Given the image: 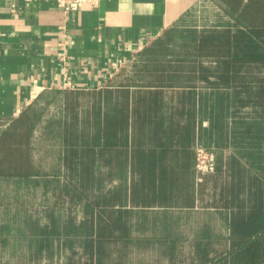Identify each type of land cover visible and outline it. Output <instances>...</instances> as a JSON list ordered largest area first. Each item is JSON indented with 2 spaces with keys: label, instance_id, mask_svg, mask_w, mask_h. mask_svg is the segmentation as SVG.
I'll list each match as a JSON object with an SVG mask.
<instances>
[{
  "label": "trees",
  "instance_id": "1",
  "mask_svg": "<svg viewBox=\"0 0 264 264\" xmlns=\"http://www.w3.org/2000/svg\"><path fill=\"white\" fill-rule=\"evenodd\" d=\"M214 1L225 19L201 29L169 28L142 51L129 82L107 90L105 97L117 99L111 105L114 114L105 117L104 133L91 136L89 113L77 132L73 124L67 127L71 149L74 141L80 146L76 155L83 179L77 190L86 207L81 224L70 223L63 231L77 234L84 257L68 264H125L111 258L108 246L141 241L121 207L128 198L126 182L101 195V202L91 198V148L102 140L127 145L121 135L129 127L147 131L149 142L163 148L148 154L140 167L132 203L229 211L227 236L205 231L202 237L211 240L196 239L188 251L178 232L157 236L168 264H264V0ZM165 97H178V105L168 111ZM197 110L210 120L206 141L201 132L196 138ZM31 135L25 115L0 135V177L38 173ZM197 143L210 148L231 144L236 153L226 159L220 154L214 171L199 172L197 179L190 161ZM176 145L190 148H172ZM123 153L113 165L121 174ZM51 220L50 229L36 232L58 237L60 218L52 213ZM77 241L72 238V246Z\"/></svg>",
  "mask_w": 264,
  "mask_h": 264
},
{
  "label": "crops",
  "instance_id": "2",
  "mask_svg": "<svg viewBox=\"0 0 264 264\" xmlns=\"http://www.w3.org/2000/svg\"><path fill=\"white\" fill-rule=\"evenodd\" d=\"M222 18L226 16L214 0H103L98 6L83 3L70 12L63 11L55 0H0V135L25 115L32 128V157L38 171L27 178L0 177V187L8 181L18 182L19 191L23 187L30 188L28 192L39 199L37 205L27 207L29 213L38 215H30L32 220L28 222L31 225H28L31 230L27 235L28 264H44L38 260L52 257L55 251L60 261L57 264L84 259L77 234L63 232L65 226L72 223L77 227L84 219H76L70 214L73 207L83 203L82 194L77 190V183L82 181L83 175L77 159L79 155H76L80 146L74 141L71 149V141L66 138V135L70 136L67 127L73 124L74 132H77L89 113L91 136L104 133L105 117L114 114L111 105L117 99L105 97V94L107 90L129 82L134 64L144 49L171 27L201 29ZM57 91L64 94L63 105L57 115L49 117L59 123L57 146L60 158L51 165V170L50 167L46 169L44 162L35 160V136L40 134L43 143L51 132L40 124V116L35 118L34 109L44 94ZM165 100L170 107L168 111L178 105V97H165ZM200 114L197 110L195 134L198 139L201 132L206 141L210 136V120ZM121 136L128 140L127 145H113L102 140L91 148L93 201L99 199L101 202V195H109L120 182H126L128 198L121 207L129 217L148 211L208 214L221 223H214L210 218L202 224L196 222L194 229L199 232L189 245L196 239L204 243L210 241L202 237L205 231L228 235L229 211L226 209L199 206L166 208L132 203L130 197L136 193L132 191V182L140 174V167L148 154L162 153L163 148L150 143L148 132L138 130V127H129ZM177 147L183 148L177 145L172 148ZM186 148L188 146L183 149ZM120 150L124 151L122 174L113 167ZM191 150L190 161L198 179L196 153L192 147ZM214 150L216 162L220 154L226 159V156L236 153L234 147L227 143ZM69 157H72L71 162ZM226 180L229 182V178ZM52 213L62 215L58 225L62 232L58 237L38 234V229L51 228ZM40 215H46L48 219L43 220ZM4 225L0 227V243L9 245L12 236H17L15 230L18 225L13 221ZM72 238L77 241L73 246ZM0 264L12 263L0 259Z\"/></svg>",
  "mask_w": 264,
  "mask_h": 264
},
{
  "label": "rangeland",
  "instance_id": "3",
  "mask_svg": "<svg viewBox=\"0 0 264 264\" xmlns=\"http://www.w3.org/2000/svg\"><path fill=\"white\" fill-rule=\"evenodd\" d=\"M42 97L43 98L40 99L37 107L34 109V115L35 118L38 116L41 117L40 124L42 126L44 125L45 129L49 130L51 133H49L43 143L40 134L35 136L37 139L35 142L37 147H35L37 150V154L35 153V160L40 163L44 162L47 165L46 169H49L48 167H50L52 170L53 166L51 165L58 162L60 158L57 146L60 134L58 133V120L56 121L49 116L57 115L61 110V106L63 105L62 97H64V94L59 91L49 92ZM212 149L214 150L213 147ZM18 187V182L14 183L10 181L3 183L2 187H0V227H4L5 223L12 221L14 225L15 223L18 225L15 230L17 236H12L9 245L0 243V259L12 264H28L27 235L31 230L28 228V225L31 227L28 222L32 220V216L30 215H35L34 217H38V215L35 213H29L27 207L28 205L34 207L37 205L36 203L39 199H37L35 197L36 195L34 196L33 193L28 192V189L30 190V188L23 187L21 188L22 190L19 191ZM31 190L37 191L32 188ZM70 214L76 219L85 217L86 207L84 202L78 204L75 208L73 207ZM57 215L59 218L62 216L60 214ZM40 217H43V220H46V218L48 219V216L46 215H40ZM208 219L214 223H221V221L215 220V217L208 214L188 211H176L170 213L148 211L134 213L129 217V224L134 237L136 239L140 238L141 241H133L127 246H124L122 243H114L108 246V251H110L112 259H116L115 261H120L125 264H167V258L164 253H162V246H160L157 236L166 234L168 232L167 230H171L172 228V231L175 233L178 232L186 238L183 247L185 251H188L191 239L199 232L194 229L195 223L199 222L202 224V222H206ZM3 229L2 231L6 232ZM38 262L44 264H57L60 262L58 252L55 251L52 257L46 259L41 258Z\"/></svg>",
  "mask_w": 264,
  "mask_h": 264
},
{
  "label": "built area",
  "instance_id": "4",
  "mask_svg": "<svg viewBox=\"0 0 264 264\" xmlns=\"http://www.w3.org/2000/svg\"><path fill=\"white\" fill-rule=\"evenodd\" d=\"M57 5L65 12H70L78 9L83 3H89L93 6H98L103 0H55ZM196 167L201 173L214 171L216 166V154L212 148L206 147L203 144L196 145Z\"/></svg>",
  "mask_w": 264,
  "mask_h": 264
}]
</instances>
